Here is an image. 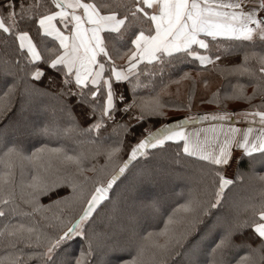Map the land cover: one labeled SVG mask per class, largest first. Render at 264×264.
Instances as JSON below:
<instances>
[{
    "label": "snow or ice",
    "instance_id": "1",
    "mask_svg": "<svg viewBox=\"0 0 264 264\" xmlns=\"http://www.w3.org/2000/svg\"><path fill=\"white\" fill-rule=\"evenodd\" d=\"M33 28L35 33L30 35ZM9 42H18L16 50L20 59L16 62V71L7 73L14 78L12 82L5 81L2 85L5 103L0 111L8 110L16 80L30 78L34 89L51 93L62 101V110L69 115L70 125L65 131L74 130L92 137L88 143L96 145L95 154L103 151L113 166L109 178L96 180L83 197L78 219L57 216L53 231L37 228L31 219L13 223L12 218H31L51 205L79 199L83 181L76 173H83V151L69 155L60 149L51 150L62 157L61 167L37 172L20 185L15 183L11 170L0 173V218L6 221L0 228V243L13 249L0 258V264H90L94 234L89 235L87 231L89 218L102 202L109 200V190L125 175L133 160L147 155L146 149L164 146L166 142H182L185 154L205 162L215 177V191L214 198L207 202L192 198L180 206L184 213L181 229L174 227L181 221L169 217L159 234L163 242L158 238L152 240L156 252L163 257H187L174 260L173 264H199L197 257L211 240L214 264H231L224 252L235 246L247 247L252 253L240 257L236 264H264V189L260 206L253 207L250 217H241L239 212L219 215L212 211L221 204L225 189L234 183L225 172L232 167L235 150H240L241 157L247 156L253 161L256 159L253 154L258 153L260 162L264 163V103L242 113L245 121L259 127L249 126L239 137L237 134L242 130L231 124L227 129L223 124L213 126V136L204 142L193 140V134L185 131L184 124L191 119L230 121L235 115L220 111L186 117L179 123L147 131L146 135L141 133L143 138L131 146L126 160L118 156L122 141L106 147L97 143L109 128L119 135L132 127L129 121L139 124L151 116L164 114L158 97L147 101L138 98L137 89L147 87L141 82V76H155L158 65L172 60L194 59L200 65H215L221 59L216 52L232 54L238 45L255 47L259 42V53L245 51L242 63L233 65L229 71L255 80L257 91L264 93V0H122L119 3L114 0H0V43ZM250 59L256 60L255 66L249 65ZM118 60L124 63L119 64ZM182 78H188V73ZM125 82L129 87L122 92L120 87ZM242 87L238 86L243 96ZM76 107L82 109L85 128L70 115ZM117 116L121 120L127 116L128 120L121 124ZM49 133L48 126L39 129L25 126L22 132L31 136ZM194 135L198 137L199 133ZM4 149L5 157L34 162L41 161L46 151L39 148L24 157L25 146L14 142L5 143ZM242 175L237 169L236 179ZM259 179L264 183V176ZM61 188L72 191L61 196L56 193ZM52 195L56 198L52 199ZM41 196H48L50 204H40ZM18 200L30 206L31 211L24 210ZM142 207L156 214L162 204L150 197L142 201ZM237 236L242 237L240 245H236ZM79 238L87 241V248H81L77 254L72 246ZM151 238L152 234L148 233L141 240ZM123 250L119 242L110 248L112 253ZM143 252L144 244L140 243L137 256L123 264H142L139 258ZM119 261L122 257L117 256ZM97 264H113V261L109 258Z\"/></svg>",
    "mask_w": 264,
    "mask_h": 264
},
{
    "label": "trees",
    "instance_id": "2",
    "mask_svg": "<svg viewBox=\"0 0 264 264\" xmlns=\"http://www.w3.org/2000/svg\"><path fill=\"white\" fill-rule=\"evenodd\" d=\"M114 2L119 3L122 0H114ZM34 33L35 29L33 28L30 35H34ZM51 39L49 38V40ZM17 47L18 42L15 44L12 42L8 44L0 43V106L5 103L2 85L5 81L11 83L14 79L7 73L16 71V62L20 59L16 50ZM196 50L203 52V50L198 48ZM245 51L259 53L261 51L259 42H257L255 47L238 45L232 54L216 52L215 54L220 55L221 59L215 65H200L194 59L172 60L162 66L158 65L155 76L151 78L141 76V82L146 84L147 87L138 88L137 97L146 101L151 100L153 97H158L160 104L163 105L162 111L164 114L151 116L139 124L134 120L129 121L132 127L127 132L119 135L112 128H109L102 133L97 143H101L106 147L108 145L116 146L117 141H122L120 145L121 151L118 156L120 159L126 160L128 153L131 151V146H134L138 139L143 138L141 133L146 135L147 131H155L164 124H171L178 117L220 111H249L253 105L264 103V93L257 91L255 80L250 79L247 75H239L236 72L229 71L233 65L242 63ZM20 63L22 65L23 61H20ZM117 63L123 64L124 61L118 60ZM249 65L255 66L256 60L250 59ZM184 73H188V78H182ZM20 75L22 74H18V76ZM238 86H243V96L254 98L251 100L244 99ZM128 87L125 82L120 87V91L123 92ZM128 95L131 97L130 92ZM44 108L46 109L42 111L43 122L37 123L33 120L36 112ZM70 115L80 123L81 128L87 127L80 107H76L75 111ZM25 120L28 128L34 126L39 129L48 126L50 133L37 135L36 137L22 134ZM117 120L123 124L128 120V117L125 116L121 120L117 116ZM69 127V115H66L62 110V101L60 99L51 93L43 94L41 91L34 89L30 78H19L16 80V91L8 102V110L6 112L0 111V135H10L8 139L0 142V173L11 170L14 173L15 183L20 185L22 182L28 181L37 172H42L45 169L55 170L61 167L62 157L59 153L51 150L60 149L69 155H75L83 151L85 158L82 163V175L76 173L77 177L83 181V191L80 193L79 199H73L60 205H51L36 212L31 218L13 217V223L17 220L27 222L31 219V222L37 228L53 231L54 225L57 223L55 217L60 216L65 220L78 219L77 214L81 210L83 197L87 196L93 187V183L96 180L109 178L113 161H109L103 151L98 155L95 154L97 151L96 145L88 143L92 137L74 130L65 131ZM133 130L134 135L132 134ZM7 142L22 143L26 149L23 154L24 157L30 156L36 149L44 148L46 150L44 158L39 162H34L27 158L5 157L4 144ZM146 152L147 155H140L131 162L125 175L110 189L109 200L103 202L102 206H99L98 211L89 218L87 231L89 235L94 234V251L90 257V264L104 261L106 257L103 260L101 258L104 253L115 256L112 259L113 264H123L125 261H131L133 257L137 256V247L140 243L144 244V252L139 258L142 264H173L174 260H182V257H163L159 255L152 247V240L158 238L163 242L164 238L159 234L165 229L169 217L181 221L184 213L180 206L189 199L197 198L207 202L214 198L215 177L212 171L206 167L205 162L200 161L197 157L185 154L182 142H166L164 146L150 148ZM253 156L256 158L255 161L247 156H240L237 167L231 177L234 183L224 192L221 204L217 206V209H212L213 212L219 215L239 212L241 217H250L253 207L258 208L260 206L264 183L260 181L259 177L264 176V163L260 162L258 153H254ZM157 166L169 169L172 172L170 175H174L177 178L179 176L184 177V175H188L189 178L185 179V184L178 187L173 195L174 188L166 180L167 175L155 172L151 177L147 176L146 170ZM237 169L243 174L240 179H236L235 176ZM84 177L88 179L84 180ZM149 187L152 188L154 193L168 199L165 207L156 213L157 215L153 221L141 223V218L143 217H138V212H135L137 211L136 208L142 207V201L145 200L143 199L139 204L135 203V201L130 202L126 205L127 209H122V213L125 214L124 217H127L128 220L122 222L116 217L111 222L109 221V224L106 222L110 218V214H114L117 210V204L121 202L125 193L127 195L128 191L136 188L143 190ZM71 191L70 188H61L57 189L56 193L66 196ZM17 192L19 193V189H17ZM55 198L56 196L52 195V199ZM39 202L42 205L50 204L48 196H41ZM18 203L21 204L24 210L31 211L30 206L23 204L19 200ZM150 214L152 215V213L148 212V215ZM5 222L4 218H0V228L3 227ZM112 225V229L106 230V227H111ZM169 227L172 226L170 225ZM174 227L179 230L184 227V224L181 221ZM117 229L120 232L125 230L126 235L119 234L118 236L113 234L106 239L104 238L105 240L103 241L102 236L96 234L97 231L101 234H108L109 231H116ZM133 230L135 235H132ZM148 233L152 234V238L142 241L141 237L147 236ZM241 239L242 237L240 236L235 237L236 245H240ZM114 242H119L124 250L112 253L110 248ZM206 246L208 247L207 254L201 260H198L199 264H214L212 254L214 245L212 241L209 240ZM72 247L73 251L78 254L81 248H87V241L79 238ZM252 247H256V245L252 244ZM11 251L13 249L5 248L0 243V258ZM224 255L231 264H236L240 257L250 256L252 253L247 247L235 246L225 249ZM117 256L122 257V261L117 262ZM256 259L258 261L259 256Z\"/></svg>",
    "mask_w": 264,
    "mask_h": 264
},
{
    "label": "rangeland",
    "instance_id": "3",
    "mask_svg": "<svg viewBox=\"0 0 264 264\" xmlns=\"http://www.w3.org/2000/svg\"><path fill=\"white\" fill-rule=\"evenodd\" d=\"M45 109L46 108H44L42 110L40 109L38 112H36V115H35V117H34L33 120L36 121L37 123H42L43 122L42 120L44 119V116L42 114V111L45 110ZM209 113H212V112H209ZM214 113H216V112H214ZM229 113H234V112H229ZM182 117H178V118H176L174 120L180 122V121H182ZM188 117H199V115L198 114H191V116H188ZM24 122H25V124L23 123V125L26 126V122L27 121L25 120ZM27 127H28V125H27ZM36 136L37 135H35V137ZM9 137H10V135H6V134H3L2 136L0 135V142H2V140L8 139ZM155 172L158 173V174H163L164 173L165 175H167L166 176V180L169 181V183L171 184L172 188H174L173 195L175 194L176 189L178 187H180L183 184H185L184 183L185 179L186 178H189L188 175H184V177H180L179 176L177 178L174 175H170V174H172V172H170L169 169H163L160 166H157V167H154L152 169H147L146 170V174L149 177H151L153 175V173H155ZM233 173H234V171H230V172H228V175H231V177H232V174ZM150 197L151 198L159 199L161 201V204H162V207H161L162 209L165 207V205H166V203L168 201V199L162 198L157 193H154V191L152 190L151 187H149L148 189H143V190H141L140 188H136L135 190L128 191L127 195H126V193L123 195V198H122L121 202L119 204H117V210L114 212V214H110L111 216H110V218L107 219L106 222L109 224V221L111 222V220H113L116 217H118L117 219H119V221L122 220V222L128 220L127 217H124L125 214L122 213V209L123 208L127 209L126 208V205L129 204L130 202H134L135 201V203H138L139 204V202L141 200L146 199V198H150ZM136 209H137V211H135V212L136 213L138 212L137 213L138 217H143V218H141V223H144V222H147V221L148 222L149 221H153L154 218H155V216L157 215V214H152V215L150 214V215H148V212H146V210L143 207L136 208ZM112 228H113V225L111 227H109V226L106 227V230H110ZM119 229H117L116 231H113V230L112 231H109L108 234H106V233L105 234H101L99 231H97L96 234L99 235V236H102V240L103 241L107 237H109V236H111L113 234H116L118 236H119V234L126 235V231L125 230L124 231L121 230V232H120ZM207 249H208V247L207 246H204L203 251L197 257L198 260H201L207 254ZM104 257H106V259H109V258L110 259H113V258H115L114 255H111L109 253H107V254L104 253V254L101 255L102 260L104 259ZM181 259L182 260H186L187 257L185 256V257H182Z\"/></svg>",
    "mask_w": 264,
    "mask_h": 264
},
{
    "label": "crops",
    "instance_id": "4",
    "mask_svg": "<svg viewBox=\"0 0 264 264\" xmlns=\"http://www.w3.org/2000/svg\"><path fill=\"white\" fill-rule=\"evenodd\" d=\"M59 26V25H58ZM196 47V46H194ZM245 111H239V112H234L235 115L232 116V119L230 121H213L211 119L209 120H201V119H191L190 122L184 124L185 131L189 134L192 135V139L196 140L199 139L200 142H204L205 138H210L213 136V132L211 131L213 126H219L220 124H223L225 129H227L228 125L231 124L237 128H240L242 131L241 133L237 134V136H242L243 130L246 129L249 126H252L254 129H258L259 125L258 124H252L250 125L247 121L243 119L242 113ZM199 117L203 116L204 113L198 114ZM191 116V115H189ZM187 116L182 117V121L186 118ZM179 123L178 121H174L171 124H176ZM199 133V136L197 137L194 135L195 133ZM222 138V137H221ZM233 156L235 159L231 161L232 167L228 168L225 172V175L228 176V178L231 179V175H228V172L234 171L237 167V163L239 161V158L241 156L240 150H235L233 152Z\"/></svg>",
    "mask_w": 264,
    "mask_h": 264
},
{
    "label": "water",
    "instance_id": "5",
    "mask_svg": "<svg viewBox=\"0 0 264 264\" xmlns=\"http://www.w3.org/2000/svg\"><path fill=\"white\" fill-rule=\"evenodd\" d=\"M228 188H229V187H228ZM228 188H226L225 191H226ZM102 203H103V202H102ZM98 208H99V207H98ZM94 213H95V212H94Z\"/></svg>",
    "mask_w": 264,
    "mask_h": 264
}]
</instances>
